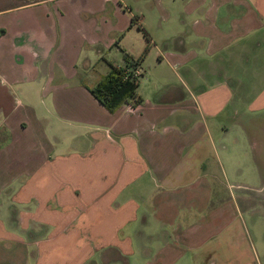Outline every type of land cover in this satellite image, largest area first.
<instances>
[{"label":"crops","instance_id":"obj_1","mask_svg":"<svg viewBox=\"0 0 264 264\" xmlns=\"http://www.w3.org/2000/svg\"><path fill=\"white\" fill-rule=\"evenodd\" d=\"M261 171L264 0H0V264H264L230 191Z\"/></svg>","mask_w":264,"mask_h":264},{"label":"rangeland","instance_id":"obj_2","mask_svg":"<svg viewBox=\"0 0 264 264\" xmlns=\"http://www.w3.org/2000/svg\"><path fill=\"white\" fill-rule=\"evenodd\" d=\"M239 178H231V196L244 195L242 200V219L247 229L248 240L253 248H248L251 254H257L259 260L264 263V171L257 175L241 179L245 186H238ZM242 183V184H245Z\"/></svg>","mask_w":264,"mask_h":264},{"label":"trees","instance_id":"obj_3","mask_svg":"<svg viewBox=\"0 0 264 264\" xmlns=\"http://www.w3.org/2000/svg\"><path fill=\"white\" fill-rule=\"evenodd\" d=\"M132 22V20H131ZM149 49V42L144 46L136 60L130 62L127 54H123L125 65L114 66L109 64L107 72L101 75L97 81L88 87L91 95L108 111L113 112L123 103L134 106L140 101L135 94L137 80L130 78V70L141 60Z\"/></svg>","mask_w":264,"mask_h":264},{"label":"built area","instance_id":"obj_4","mask_svg":"<svg viewBox=\"0 0 264 264\" xmlns=\"http://www.w3.org/2000/svg\"><path fill=\"white\" fill-rule=\"evenodd\" d=\"M130 71V78L136 80L137 76L139 75V71L136 68L129 69Z\"/></svg>","mask_w":264,"mask_h":264}]
</instances>
